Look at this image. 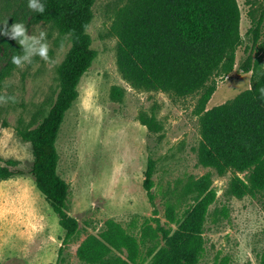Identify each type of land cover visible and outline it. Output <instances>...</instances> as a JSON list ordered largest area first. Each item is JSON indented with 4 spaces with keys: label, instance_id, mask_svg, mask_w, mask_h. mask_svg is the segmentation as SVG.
Masks as SVG:
<instances>
[{
    "label": "rangeland",
    "instance_id": "rangeland-1",
    "mask_svg": "<svg viewBox=\"0 0 264 264\" xmlns=\"http://www.w3.org/2000/svg\"><path fill=\"white\" fill-rule=\"evenodd\" d=\"M128 0H96L88 27L97 57L82 76L79 97L67 111L57 147L58 171L69 183L68 211L79 230L64 242L65 230L31 173L30 142L20 133L37 126L59 91L58 67L71 47L69 36L51 23L34 22L28 0H0V28L22 22L28 35L47 32L49 56L23 69L11 63L22 54L17 41L0 35V94L15 95L18 103L0 105V155L17 161L24 174L0 180V264H86L78 256L89 235L100 236L111 224L120 226L129 245L120 251L131 264H154L166 254L170 236L184 233L197 204L186 191L192 177L213 176L215 195L203 221L200 264H264V193L239 198L228 192L232 170L219 174L199 161L200 116L195 109L200 92L179 96L172 92L131 86L117 65L118 38L112 31L118 10ZM242 11L243 43L232 72L218 70L210 83L217 89L207 108L234 98L250 88L264 71V24L258 42L252 40L253 22L260 18L263 0H238ZM64 47L61 48V41ZM248 55L256 69L240 64ZM125 88L121 100L112 87ZM155 114L162 125L151 129L140 114ZM155 160L152 193L144 185L149 159ZM245 176L244 173H239Z\"/></svg>",
    "mask_w": 264,
    "mask_h": 264
},
{
    "label": "trees",
    "instance_id": "trees-1",
    "mask_svg": "<svg viewBox=\"0 0 264 264\" xmlns=\"http://www.w3.org/2000/svg\"><path fill=\"white\" fill-rule=\"evenodd\" d=\"M40 2L45 12L34 11V22L51 23L60 34L69 36L71 47L58 67L59 91L53 105L37 126L23 130L20 136L32 144L31 173L58 214L64 242H68L78 232L79 221L68 211L70 185L58 171L57 139L67 111L79 97L82 76L97 57L88 32L96 0ZM241 20L238 0H128L112 27L118 38L117 65L132 87L179 96L200 92L195 109L201 123L199 161L219 174L232 170L228 192L239 198L264 193V100L257 92L264 86V71L234 98L211 108L207 103L217 89L210 83L214 73H230L235 67L243 43ZM263 24L264 8L250 29L255 43L261 38ZM240 66L245 72L257 70L252 55ZM124 95L125 88L112 87L113 99L121 100ZM140 119L155 131L162 128L155 114L141 113ZM154 172L155 160L150 158L144 185L151 198ZM17 174H24L17 161L0 155V180ZM186 191L197 204L184 233L170 236L166 254L154 264H200L204 216L215 195L212 173L192 177ZM122 232L120 226L111 224L100 236L89 235L78 248L79 258L86 264H131L120 253L130 246Z\"/></svg>",
    "mask_w": 264,
    "mask_h": 264
},
{
    "label": "clouds",
    "instance_id": "clouds-1",
    "mask_svg": "<svg viewBox=\"0 0 264 264\" xmlns=\"http://www.w3.org/2000/svg\"><path fill=\"white\" fill-rule=\"evenodd\" d=\"M28 7L40 14L45 12V6L40 0H28ZM0 35L17 41L21 47L22 54H16L11 58V63L17 68L23 69L26 65L32 64L35 57H39L46 64H55V60L49 56L50 45L45 30L38 29V34L33 32L32 35H28V29L22 22H14L9 27L8 22L5 21L3 28H0ZM63 47L64 40L61 41V48ZM257 92L260 98L264 100V86L259 87ZM8 103H18L16 96L0 94V105Z\"/></svg>",
    "mask_w": 264,
    "mask_h": 264
}]
</instances>
